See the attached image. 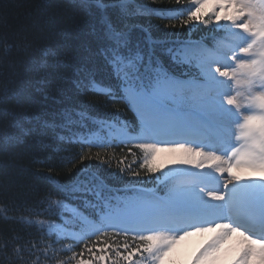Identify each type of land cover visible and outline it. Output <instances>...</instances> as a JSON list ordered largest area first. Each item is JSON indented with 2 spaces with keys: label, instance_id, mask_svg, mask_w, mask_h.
Masks as SVG:
<instances>
[{
  "label": "snow or ice",
  "instance_id": "6c2138e0",
  "mask_svg": "<svg viewBox=\"0 0 264 264\" xmlns=\"http://www.w3.org/2000/svg\"><path fill=\"white\" fill-rule=\"evenodd\" d=\"M83 4L94 14L95 43L88 59L73 66L72 88L126 104L138 124L120 109L100 112L87 102L66 105L44 122L55 145L45 147L72 167L60 179L47 164L52 189L35 214L60 222L21 217L54 239L16 244L13 254L22 259L35 251L55 264H174L181 240L208 232L191 264H264V0ZM220 33L228 44L217 40ZM10 48L5 43L4 51ZM194 52L209 54L197 58L195 77L181 79L176 69L191 66ZM43 57L46 87L64 61L50 50ZM12 95L22 100L27 93ZM0 111L22 133L0 139V150L8 151L29 130L20 114ZM120 144L131 147L119 157L91 152ZM154 182V189L143 187ZM61 240L72 243L55 247Z\"/></svg>",
  "mask_w": 264,
  "mask_h": 264
},
{
  "label": "trees",
  "instance_id": "16d2710c",
  "mask_svg": "<svg viewBox=\"0 0 264 264\" xmlns=\"http://www.w3.org/2000/svg\"><path fill=\"white\" fill-rule=\"evenodd\" d=\"M94 22V14L84 6L83 0H0V110L20 114L24 128L29 130V134L22 136V145L8 151L0 150V246L8 241L6 249L0 247V264H33L37 259L39 264H55L54 261H46L43 256L38 257L35 251L32 254L24 251L22 259L13 254L16 244L30 247L29 241L54 239L43 235L35 225L24 222L21 217L60 222L55 215L35 214L46 207L40 201L52 189L47 179V164L54 165L53 174L58 175L60 179H63L72 167L71 164H61L54 157L51 147H45V144L52 147L55 145L51 140L53 133L43 127L44 122L50 121L66 105L87 102L96 105L100 112L110 113L120 109L122 118L127 119L133 126L138 124L136 114L126 104L113 103L107 96L92 92L81 95L72 88L73 66L88 59L95 43L92 33ZM224 34L220 33L217 40L221 41ZM205 35L207 30L193 33L192 39L200 40ZM5 43L11 45L7 52L4 51ZM213 43L211 39L204 40L208 49L213 47ZM44 50L56 53L57 57L64 61V66L48 75L46 87L41 84L45 72L41 67ZM202 55L206 53L194 52L192 65L177 68L176 74L181 79L195 77L198 74L196 60ZM52 59V56L48 57L49 61ZM6 88L9 95L4 98ZM20 90L27 93L26 98L22 100L12 95ZM6 134L22 135L19 129L13 127L11 116L0 111V139ZM61 147L78 149L79 145ZM128 147L131 145L120 144L107 149L92 148L91 152L99 151L103 154L106 151L109 155L114 153L119 157L127 153ZM133 151L137 158L142 156L139 150L133 148ZM133 159V156H128L129 161ZM143 187L154 189L156 185L154 182ZM194 240L195 244H191L190 248L195 247L196 252L208 241ZM70 243V240H61L55 247ZM184 251L182 248H176L172 256L174 264L184 262ZM60 255L70 256L71 253Z\"/></svg>",
  "mask_w": 264,
  "mask_h": 264
},
{
  "label": "rangeland",
  "instance_id": "374dc122",
  "mask_svg": "<svg viewBox=\"0 0 264 264\" xmlns=\"http://www.w3.org/2000/svg\"><path fill=\"white\" fill-rule=\"evenodd\" d=\"M224 36H225L226 38H229V39H230V37L228 36L227 33H225ZM221 38H223V37L221 36ZM227 40H228V39H226V40L223 39V40H221V42H222L223 44H228L229 42H228ZM212 235H213L212 233H208V232H205V233H194L193 235L188 236V237H186L185 239L181 240V241L179 242V244L176 246V248H182V249L185 250V251L182 253V256H183L184 262L181 263V264H191V261H192L194 255L197 253V252L194 250L195 247H194L193 249L190 248V245H191V244H195V243H194V242H195L194 239H196V241H197V240H209V238H210ZM196 243H197V242H196ZM201 246H202V245H201ZM201 246H200V248H201Z\"/></svg>",
  "mask_w": 264,
  "mask_h": 264
}]
</instances>
